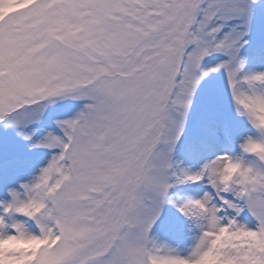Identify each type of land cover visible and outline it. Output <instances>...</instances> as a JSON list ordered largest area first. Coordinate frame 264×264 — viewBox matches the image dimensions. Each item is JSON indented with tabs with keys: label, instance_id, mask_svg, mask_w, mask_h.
<instances>
[{
	"label": "snow or ice",
	"instance_id": "obj_1",
	"mask_svg": "<svg viewBox=\"0 0 264 264\" xmlns=\"http://www.w3.org/2000/svg\"><path fill=\"white\" fill-rule=\"evenodd\" d=\"M0 264H264V0H0Z\"/></svg>",
	"mask_w": 264,
	"mask_h": 264
}]
</instances>
